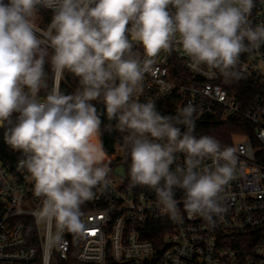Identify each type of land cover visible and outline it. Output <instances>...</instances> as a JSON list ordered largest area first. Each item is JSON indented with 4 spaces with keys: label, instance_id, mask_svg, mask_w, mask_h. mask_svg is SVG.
I'll list each match as a JSON object with an SVG mask.
<instances>
[{
    "label": "clouds",
    "instance_id": "1",
    "mask_svg": "<svg viewBox=\"0 0 264 264\" xmlns=\"http://www.w3.org/2000/svg\"><path fill=\"white\" fill-rule=\"evenodd\" d=\"M254 7L255 0H0V129L23 154L18 169L43 197L35 215L49 231L54 226L53 242L82 227L81 206L109 183L92 101L127 133L131 185L153 190L162 212L181 218L177 191L190 217L211 223L226 211L222 193L235 176V150L194 134L193 106L163 115L155 102L135 97L161 51H182L193 71L239 78L241 54L264 45V24L249 21ZM40 9L53 13L46 29L35 24ZM46 63L54 81L67 71L79 87L65 94L54 85L41 100Z\"/></svg>",
    "mask_w": 264,
    "mask_h": 264
},
{
    "label": "built area",
    "instance_id": "2",
    "mask_svg": "<svg viewBox=\"0 0 264 264\" xmlns=\"http://www.w3.org/2000/svg\"><path fill=\"white\" fill-rule=\"evenodd\" d=\"M51 19L39 10L36 27L46 29ZM249 21L253 26L264 24V0H255ZM139 52L143 59V50ZM189 62L182 51H161L145 71L135 98L155 102L163 115L191 105L196 109L195 128L234 117L250 128L234 133L228 145L235 150L237 164L234 179L222 193L226 211L211 223L198 214L190 217L184 211L183 193L177 191L181 218L171 219L161 211L153 190L131 185L124 163H106L131 159L124 147L127 134L114 136L111 151L100 135L107 153L104 163L123 182L107 176V186L94 188L93 198L81 206L82 227L65 230L53 242L54 226L49 231L35 215L43 197L36 196L30 174L18 169L23 154L11 150L9 162L0 158V264H58L57 259H68L72 251L83 264H264V167L257 162V153L264 149V96L257 95L243 107L219 73L193 71ZM239 71L264 83V45L241 54ZM60 81L53 79V86L60 87ZM120 164L124 176L115 172Z\"/></svg>",
    "mask_w": 264,
    "mask_h": 264
},
{
    "label": "trees",
    "instance_id": "3",
    "mask_svg": "<svg viewBox=\"0 0 264 264\" xmlns=\"http://www.w3.org/2000/svg\"><path fill=\"white\" fill-rule=\"evenodd\" d=\"M40 12L48 20L52 16V12L45 9H40ZM50 50V49H49ZM51 51V50H50ZM51 54V52H50ZM45 71L47 73V87L45 90H42L39 94V97H44L47 90H50L53 86V74L51 72L50 64H45ZM225 86L229 89L230 92L235 93L240 98L243 107H248L249 104L255 99L257 95L264 96V83L256 81L247 75H241L239 78H234L229 82L224 81ZM79 87V79L75 77L70 72H65L63 78L60 81L59 89L65 94L73 93ZM96 105L97 111L101 113L102 124L100 126L101 137L104 147L111 151L113 149V139L116 134H127L126 132H120L114 126L116 121H108L106 115V109L102 102L92 101ZM112 127H108L109 125ZM250 128L242 126V123L237 117L232 118L231 120L221 121V122H212L211 124L201 125L200 127L195 128V132H198L202 135H211L214 136L217 140L221 142L222 146H228L230 139L234 133L238 132H249ZM256 144V143H254ZM257 146V145H256ZM12 149L4 141V129H0V158H2L6 163L9 162V157L11 156ZM119 162L125 164L127 168V180L131 183L130 180V165L131 159L129 156H125L122 160H110L106 163L115 166ZM257 162L264 167V149L260 150L257 153ZM73 239V236H72ZM58 264H83L78 261L74 256V251L71 252L70 256L66 260L57 259Z\"/></svg>",
    "mask_w": 264,
    "mask_h": 264
},
{
    "label": "rangeland",
    "instance_id": "4",
    "mask_svg": "<svg viewBox=\"0 0 264 264\" xmlns=\"http://www.w3.org/2000/svg\"><path fill=\"white\" fill-rule=\"evenodd\" d=\"M50 52H51V51L49 50V53H50ZM108 177L114 179V180L116 181L117 184H121V183L123 182V180H122L120 177H117V176L115 175V173H114L113 171H111V170H109V172H108Z\"/></svg>",
    "mask_w": 264,
    "mask_h": 264
},
{
    "label": "water",
    "instance_id": "5",
    "mask_svg": "<svg viewBox=\"0 0 264 264\" xmlns=\"http://www.w3.org/2000/svg\"><path fill=\"white\" fill-rule=\"evenodd\" d=\"M115 172L118 173L121 176L125 175V167L123 164L118 165L117 167H115Z\"/></svg>",
    "mask_w": 264,
    "mask_h": 264
}]
</instances>
